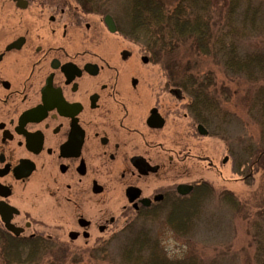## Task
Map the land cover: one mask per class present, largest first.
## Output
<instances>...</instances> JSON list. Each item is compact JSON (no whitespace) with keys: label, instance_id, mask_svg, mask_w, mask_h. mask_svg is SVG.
Returning a JSON list of instances; mask_svg holds the SVG:
<instances>
[{"label":"flooded vegetation","instance_id":"af4514ba","mask_svg":"<svg viewBox=\"0 0 264 264\" xmlns=\"http://www.w3.org/2000/svg\"><path fill=\"white\" fill-rule=\"evenodd\" d=\"M106 1L0 0V253L108 252L200 184L209 112Z\"/></svg>","mask_w":264,"mask_h":264},{"label":"trees","instance_id":"16d2710c","mask_svg":"<svg viewBox=\"0 0 264 264\" xmlns=\"http://www.w3.org/2000/svg\"><path fill=\"white\" fill-rule=\"evenodd\" d=\"M128 7L130 26L128 33L136 39H143L148 45L155 43L159 51L179 54L184 48L187 55L213 59L223 70L241 76L255 84L249 104V113L259 124L263 136L251 159L240 160L234 165V172L249 184L253 173L264 170V47L240 49V40L254 33H264V0H224L220 18L213 10V0H123ZM174 58L170 57V61ZM178 65L170 66L177 69ZM187 60L181 67L184 79L182 85L198 101L202 109L209 112L203 118L211 133L218 135L227 124V114L221 107L223 98L213 93L215 82L212 75L201 74L192 69ZM180 76V74H177ZM216 92V91H214ZM220 92V91H219ZM243 166V167H242ZM245 166V168H244ZM242 167V168H241ZM211 188L200 183L190 199L172 207L168 226L180 236L195 225L199 211L211 196ZM221 200L234 211H241L240 202L232 193L223 191ZM251 215L249 231L253 245L254 264H264V201ZM130 239V238H129ZM124 246L118 264H205L190 255L184 259L167 257L155 236L143 231L133 234ZM27 244V242H26ZM42 246L48 244L42 240ZM124 245V244H123ZM105 254V252H102ZM49 256V257H48ZM60 252H9L0 253L1 264H61Z\"/></svg>","mask_w":264,"mask_h":264},{"label":"rangeland","instance_id":"374dc122","mask_svg":"<svg viewBox=\"0 0 264 264\" xmlns=\"http://www.w3.org/2000/svg\"><path fill=\"white\" fill-rule=\"evenodd\" d=\"M223 1L213 0V10L218 18L224 9ZM127 8L123 0H107L104 12L121 15L128 11ZM103 34L108 38H119L108 31ZM239 45L241 50L264 47V33L243 37ZM169 56L174 58V62L169 60L170 66H179L171 70L181 71V67L189 60L195 72L200 75L209 72L215 82L213 93L223 98L220 105L228 113L227 124L218 135L212 134L208 127L207 136L189 139L186 143L191 148V158L187 163L191 178H199L200 183L207 184L211 188V196L204 203L202 211H199L195 225L192 224L185 235L176 234L165 221H141L133 229L121 233V237L114 238L110 243V251L105 254L60 252L61 264H118L125 243L128 244L133 234L142 228L150 236L158 238L161 248L170 259H184L193 255L205 264H254V248L249 231L251 215L245 217L244 214L245 207L249 211L254 210L264 201V170L253 173L251 182L246 184L244 177L235 173L233 168L240 160H250V152L256 149L263 138L259 124L249 113L255 84L241 76L226 73L220 64L209 57L187 55L186 48L179 54ZM226 156L227 161L223 162ZM223 191L232 193L240 202L241 211L232 210L221 200Z\"/></svg>","mask_w":264,"mask_h":264},{"label":"water","instance_id":"95a60500","mask_svg":"<svg viewBox=\"0 0 264 264\" xmlns=\"http://www.w3.org/2000/svg\"><path fill=\"white\" fill-rule=\"evenodd\" d=\"M105 24H106L107 29H108L109 32H114V31L116 30V29H115V25L113 24V21H112V19H111V17H110L109 15H106V16H105ZM198 129H199V131H200L202 134H206L205 129H204L201 125L198 126ZM226 159H227V158H224V159H223V162H225Z\"/></svg>","mask_w":264,"mask_h":264}]
</instances>
